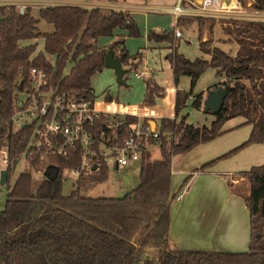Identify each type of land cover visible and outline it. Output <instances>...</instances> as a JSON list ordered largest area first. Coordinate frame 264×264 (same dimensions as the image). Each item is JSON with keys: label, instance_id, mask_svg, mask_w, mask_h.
Returning <instances> with one entry per match:
<instances>
[{"label": "trees", "instance_id": "16d2710c", "mask_svg": "<svg viewBox=\"0 0 264 264\" xmlns=\"http://www.w3.org/2000/svg\"><path fill=\"white\" fill-rule=\"evenodd\" d=\"M38 17L52 29L37 31L38 19L31 15L30 7L19 14L14 5H0V79L5 84L6 90L2 92L8 101L15 76L24 77L32 65L44 66L58 90L73 91L89 99H96L90 78L104 67L108 48L119 57L122 66L136 67L135 63H128L130 55L124 45V34L107 47L97 45L99 37L112 36L115 28L125 30L128 36H140L138 26L128 13L120 10L102 13L98 7L47 5L38 8ZM202 19L199 16L197 22L198 48L209 58L189 59L176 48L166 55L174 84L181 75H187L190 89L186 92L176 89L174 113L178 118H160L157 127L160 132L171 131L172 138L161 136L157 143L153 142L158 148L157 157H153L151 149L141 153L138 183L121 197L84 194L89 187L107 179L108 169L100 164L97 172L81 174L67 195L62 192L60 175L50 180L43 174L33 188L34 170L52 173L57 168L61 173L75 166L80 158L77 148L70 149L65 156L49 157L42 162L32 159L31 167L20 171L12 183L9 167L7 194L0 210V264H264V163L241 173L249 184V193L244 196L249 216L247 250L170 247V205L175 196L170 188L171 157L217 137L223 132V123L237 116L244 118L243 124H251L248 137L204 162L200 168L229 157L247 145L264 143V20L228 19V24L222 26L229 36L226 40L237 44L236 53L230 55L213 44L207 34L212 32L213 18L206 30ZM172 33V29L150 30L147 38L172 43ZM37 39L43 41V52L34 54ZM46 56L55 57L54 70ZM66 64H69L68 71L62 74ZM207 68H214L215 75L223 78L212 87L224 86L227 94L218 111H206L214 115L209 125H194L186 121L187 114L179 113L186 106L198 77ZM143 81L142 102L154 105L164 96L163 88L149 77H144ZM121 86L127 87L126 84ZM112 98L106 94L103 100ZM191 105L202 108V92L193 95ZM136 120L134 116H124L115 141L119 142L126 135V128ZM142 121L146 123L147 119ZM102 123L101 116L95 121L94 131L97 132ZM28 136V132L10 136L12 159ZM146 247L158 251V256L143 255Z\"/></svg>", "mask_w": 264, "mask_h": 264}, {"label": "crops", "instance_id": "0c3cea01", "mask_svg": "<svg viewBox=\"0 0 264 264\" xmlns=\"http://www.w3.org/2000/svg\"><path fill=\"white\" fill-rule=\"evenodd\" d=\"M50 1L53 2V5H76L86 8L98 7L102 13H108L110 10H120L135 18L141 34L137 40L128 36L125 30L115 28L112 36L99 37L97 45L98 47H107L114 40L118 39L119 35L124 34L126 50L127 48H131L130 44L132 43H135L139 50L135 55L128 53L130 55L128 61L136 65L135 68H132L136 72L134 76L139 80H143L144 77H149L159 87L163 88L164 96L157 99L158 104L145 105L142 101H137L136 93L127 97L130 89L126 87V97L131 101L120 102L114 97L112 100L123 105H133L138 108L141 117L147 116L150 118L148 122L152 127H158L160 118L165 117L173 120L178 118L174 113L175 92L176 89L185 92L189 91L190 78L187 75H181L178 83L174 84L171 64L166 58V55L174 48L177 50L179 45L178 41L182 36L181 33L180 36L176 37L174 35V28L179 29V26L182 25L181 23L179 25V22L182 21L180 20L181 16H188L181 15L175 19L174 15L170 12V8L177 0ZM169 16L171 20L167 24H163L162 17ZM165 25L171 26L172 28V34L174 36V38L172 36V43L167 41H154L147 38L150 30L157 32L166 31L163 28ZM194 26L196 29V21H194ZM195 31L197 38V30ZM213 33L215 34V29ZM213 38V44L219 46L230 55L236 53L237 44L234 45L235 42H221L224 37L220 35ZM196 50L198 53L195 57L209 58L208 54L199 50L198 39L196 40ZM123 67H126L128 72L132 70L127 66ZM205 71L208 72V75H206L202 84H198V80L203 78ZM205 71L198 77L192 88V94L188 96L186 102H191L195 93L202 92L204 103L208 91L214 89L212 85L223 80L222 77L215 75L214 68H207ZM200 85L202 86L200 87ZM143 94L144 87L142 86V88L139 87V95L143 97ZM132 108V106L127 107L129 110ZM199 110L203 114H208L203 110V106ZM239 117L237 116L226 120L221 128L223 132L217 137L200 143L187 152L175 154L171 157L170 188L173 185V176L175 175L179 178L177 180L183 181V183L175 191L171 188L172 193H175V195L180 193L181 197L180 199H175L174 196L170 205L168 230L170 247L234 252L247 250L249 216L244 196L249 193V184L241 173L247 171L251 166L264 163V143L247 145L229 157L220 159L204 169L200 168L204 162L221 155L248 137L251 124H243L244 118ZM213 119L214 115L212 114L209 117H204L202 122L194 125H209ZM186 121L188 122L187 119ZM154 147L156 148L153 145L149 149L152 150ZM186 178L187 181L184 182ZM205 228L207 239L201 243L199 233H202ZM187 231H193L195 235L192 238H187L185 235ZM207 245L211 248H207Z\"/></svg>", "mask_w": 264, "mask_h": 264}, {"label": "built area", "instance_id": "2783aa9c", "mask_svg": "<svg viewBox=\"0 0 264 264\" xmlns=\"http://www.w3.org/2000/svg\"><path fill=\"white\" fill-rule=\"evenodd\" d=\"M32 3L39 7L53 5L50 0H0V5H14L19 14L32 7ZM170 12L175 19L181 15H231L264 20V14L242 11L239 0H177ZM174 35H181L179 29L174 28ZM48 57L45 58L54 70ZM50 79V73L44 66H30L24 77L20 74L15 76L10 101L4 97L5 84L0 79V162L5 165L0 171H7V181L8 168L12 171L18 162L21 161L24 168H30L34 158L42 162L49 157L65 156L73 148L80 153L79 161L63 171L76 176V179L81 174L97 172L100 164L106 165L107 169L110 166L118 169L139 161L141 153L153 146V142L157 143L159 137L172 138L171 131L160 132L152 127L148 122L150 118L141 117L133 105L60 91ZM128 106L133 108L129 110ZM126 115L137 120L126 128V135L117 142L118 129ZM101 116L103 123L96 132L94 124ZM144 118L146 123L142 121ZM17 132H28L29 136L23 147L14 152L12 159L9 138ZM35 172L43 174L44 171ZM61 173L58 171L57 176ZM180 197L178 193L174 198Z\"/></svg>", "mask_w": 264, "mask_h": 264}, {"label": "rangeland", "instance_id": "374dc122", "mask_svg": "<svg viewBox=\"0 0 264 264\" xmlns=\"http://www.w3.org/2000/svg\"><path fill=\"white\" fill-rule=\"evenodd\" d=\"M241 4L242 11L244 12H258L261 14H264V0H239ZM30 7V13L31 15L38 19L36 23V30L37 31H42V32H48L52 29V26L49 23L44 22L42 19L38 17V8L39 5H35V3H32ZM201 16L203 17L202 23H203V29L206 30L209 25H210V19L211 17L214 20V24L212 27V32H207L208 36L212 37V40L214 39L213 37L215 36H223V40L221 42H228L226 39L229 38L227 34L224 33L222 26L225 24H228V19L229 18H238V19H246L244 17H231V15H214V16H202V15H188L184 17H180L181 22H179L182 25L179 27L181 28V33L182 36L179 39L178 43V48L177 51L182 53L185 57L189 59H194L196 58V54L198 53L196 50V31L197 28L195 29L194 26V21L196 23L198 22V17ZM133 18V17H132ZM136 25L139 28L138 23L136 22L135 18H133ZM163 24H167L169 20H171L170 16L169 17H162ZM163 28L165 30H171V26L165 25ZM179 28V31H180ZM195 29V30H194ZM215 29V34L213 33ZM140 30V29H139ZM150 30V29H149ZM193 31V33H192ZM141 36V34H140ZM133 37V39H138V37L135 36H130ZM174 38V36H173ZM234 43L233 41H231ZM37 52H43V41L42 39H37ZM236 45V43H234ZM131 48H127L128 53L130 55H135L139 50L137 49V46L135 43L130 44ZM35 53V52H34ZM51 62L53 65L56 63L55 57L49 56ZM129 61L128 63H130ZM133 65V63H131ZM69 64H66V66L63 67L62 74H66L68 71ZM206 73V74H205ZM203 74V78H200L198 80V84H202L203 80L205 79L206 75H208L207 71H205ZM136 72L134 69L131 70V72H128L126 76V82L125 84L127 87L130 89L128 91V96L134 95L136 93L137 95V101H142L143 97L139 95V87L142 88L144 87V81L139 80L136 78L134 75ZM202 85H200L201 87ZM90 87L92 88V91L94 95L96 96L97 100H103L106 94H110L112 97L117 98L120 102H129V100L126 97V92L125 89L126 87L120 86L117 84L115 81V75L113 73L112 69L105 68L103 67L100 71L96 72L93 74V76L90 78ZM141 92V91H140ZM144 96V94H143ZM192 102V101H191ZM191 102H186V106L181 110L179 115L181 114H187V120L190 123L193 124H198L202 122L204 117H209L210 113L208 114H203V112L197 108L192 107ZM158 100H156V104H158ZM239 117V116H238ZM235 118V117H234ZM240 118V117H239ZM152 154L153 156H158V148L154 147L152 148ZM5 165L0 162V169L3 168ZM138 167H139V161L120 166L118 169H114V166H110L108 169V177L105 181L98 183L96 185H93L86 189L84 191V194L86 195H91V196H107V197H121L123 196L130 188L134 187L138 183ZM24 168L23 164L18 162L16 166L12 169L11 171V177H10V183L15 179L16 175L22 171ZM43 173V172H42ZM43 174H38L35 171L32 172V177H33V188L38 185V183L42 180ZM61 177L63 179V186H62V192L64 195L69 194L70 190L73 188V184L76 180V176L69 174L67 171H63L61 173ZM179 179L177 175L173 176V185L171 188H173V191L177 189V187L183 183V181L177 180ZM7 194V186L6 183L4 185H0V210L4 207V201L6 198ZM176 203H178L176 201ZM198 214V213H196ZM204 228V227H203ZM193 231H187L185 235L187 238H192L195 234ZM199 238L201 239V243L205 242L207 239V233H206V228L202 231V233H199ZM201 245V244H200ZM207 248H211L209 245H207ZM211 250V249H210ZM158 251H152L151 248H144L143 250V255H146L148 257H154L156 258L158 256L157 254Z\"/></svg>", "mask_w": 264, "mask_h": 264}, {"label": "water", "instance_id": "95a60500", "mask_svg": "<svg viewBox=\"0 0 264 264\" xmlns=\"http://www.w3.org/2000/svg\"><path fill=\"white\" fill-rule=\"evenodd\" d=\"M103 66L105 68L113 70V73L115 75V81L117 82V84H125V79L123 78V75L128 72V69L122 66L119 57L114 55L113 50L111 48H108L104 55ZM226 94L227 88L221 85H218L216 88L209 90L204 99L203 110H210L213 112L218 111L223 103ZM57 172L58 169L55 168L52 173L45 171L43 174L47 179L54 180L57 177ZM6 181L7 171L5 169H2L0 171V185H4Z\"/></svg>", "mask_w": 264, "mask_h": 264}]
</instances>
